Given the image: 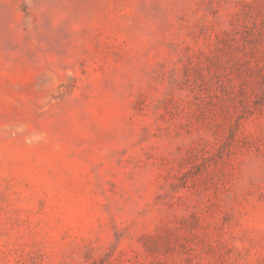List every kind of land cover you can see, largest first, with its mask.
Here are the masks:
<instances>
[{
	"label": "rangeland",
	"instance_id": "1",
	"mask_svg": "<svg viewBox=\"0 0 264 264\" xmlns=\"http://www.w3.org/2000/svg\"><path fill=\"white\" fill-rule=\"evenodd\" d=\"M0 264H264V0H0Z\"/></svg>",
	"mask_w": 264,
	"mask_h": 264
}]
</instances>
